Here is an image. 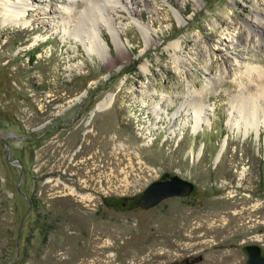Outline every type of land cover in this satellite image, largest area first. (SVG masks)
<instances>
[{"label": "rangeland", "instance_id": "obj_1", "mask_svg": "<svg viewBox=\"0 0 264 264\" xmlns=\"http://www.w3.org/2000/svg\"><path fill=\"white\" fill-rule=\"evenodd\" d=\"M29 1L27 27L0 15V264H245L264 247V127L238 132L231 104L264 68V0H122L104 55L63 34L68 0ZM166 172L192 194L132 208Z\"/></svg>", "mask_w": 264, "mask_h": 264}, {"label": "bare ground", "instance_id": "obj_2", "mask_svg": "<svg viewBox=\"0 0 264 264\" xmlns=\"http://www.w3.org/2000/svg\"><path fill=\"white\" fill-rule=\"evenodd\" d=\"M122 2V0H81V2L80 0H68V4L65 5L64 14L62 15L63 21H61L63 25V34L65 35L67 33L81 40L89 54L99 53L104 55V53L108 51L109 44L104 39L102 30L108 32L113 45L117 49L122 47L123 43L120 38L122 26H118L109 14V10H114L116 5ZM32 5L34 6L29 0H0V15L3 19V25L9 23L23 27L30 25L31 20L27 19V16L30 11H34ZM256 15L259 16V14ZM260 20L264 21V18L261 17L259 21ZM72 22H74V24ZM136 25L146 37L149 35V26L143 24L140 20ZM249 29L251 32L255 31V27L250 26ZM82 33L87 34V37L81 38L80 35ZM178 45L179 42L173 44L174 47H178ZM246 70L247 72L244 73L245 76L249 77L251 75L250 78L252 79V74L255 73L256 78H254V80L256 84L251 89L248 88V92L241 89L240 93L233 98L231 104L236 113V115L232 117L233 122L231 126L237 128L238 132L244 128L245 135H247L251 129L257 131L261 126L264 127V68H255L252 65H246ZM241 77L243 78V75H241ZM188 93L191 94L192 92L188 91ZM112 100L111 95L107 96L98 104V108L109 107ZM183 107L182 105L181 108L177 110L176 114H178ZM189 110L193 111H189L188 114L192 115V131L196 133L201 130L204 123V118L202 117V101L200 99L197 100V98L193 96ZM186 124L185 121L180 128H185ZM224 148L225 144L220 147L217 158L222 155Z\"/></svg>", "mask_w": 264, "mask_h": 264}, {"label": "water", "instance_id": "obj_3", "mask_svg": "<svg viewBox=\"0 0 264 264\" xmlns=\"http://www.w3.org/2000/svg\"><path fill=\"white\" fill-rule=\"evenodd\" d=\"M194 191V183L178 174L164 173L159 180L148 185L140 196L133 201L132 208L151 209L165 199L171 197H187ZM246 257L245 264H264V247L257 243L246 244L242 247ZM202 260L197 257L193 260L185 259L172 264H194Z\"/></svg>", "mask_w": 264, "mask_h": 264}, {"label": "trees", "instance_id": "obj_4", "mask_svg": "<svg viewBox=\"0 0 264 264\" xmlns=\"http://www.w3.org/2000/svg\"><path fill=\"white\" fill-rule=\"evenodd\" d=\"M35 57V56H34ZM31 58H33V57H31ZM34 61H36V58L32 61V62H34Z\"/></svg>", "mask_w": 264, "mask_h": 264}]
</instances>
